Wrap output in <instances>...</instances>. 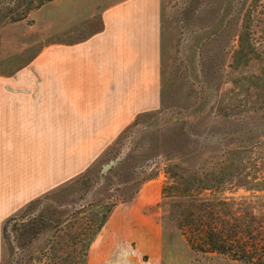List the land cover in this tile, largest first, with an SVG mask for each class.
Masks as SVG:
<instances>
[{"label":"trees","instance_id":"obj_1","mask_svg":"<svg viewBox=\"0 0 264 264\" xmlns=\"http://www.w3.org/2000/svg\"><path fill=\"white\" fill-rule=\"evenodd\" d=\"M50 1L0 0V23L23 20L21 7L29 12L35 2L40 6ZM233 2L224 0L214 21L198 26L194 53L200 56L204 45L218 40L222 41L223 55L226 34L239 13ZM254 54L250 28L242 27L234 51L235 65L246 64ZM197 62L192 104L180 105L162 84L159 109L139 114L105 151L113 159L121 154V159L106 174H101V169L95 172V163L75 179L29 203L20 214L4 222L3 243H14L22 250L41 235L52 233L57 248L48 243L52 252L43 255L48 261L39 260L38 264H86L90 247L113 209L131 202L162 166L166 181L161 197L169 199L167 215L184 232L193 251L222 255L239 264H264V196L249 202L213 194L240 188L264 190V181L250 183L248 174L244 175L245 166L237 162L239 144L249 133L236 132L237 107L233 105L227 109L230 112L218 109L221 119L214 126L207 125L216 110L217 90L204 63ZM229 92L236 95L234 90ZM158 156L151 170L142 168ZM224 156L226 160L217 162ZM71 246L64 258L62 253ZM23 263L21 259L13 264Z\"/></svg>","mask_w":264,"mask_h":264},{"label":"rangeland","instance_id":"obj_2","mask_svg":"<svg viewBox=\"0 0 264 264\" xmlns=\"http://www.w3.org/2000/svg\"><path fill=\"white\" fill-rule=\"evenodd\" d=\"M116 1L118 0H53L40 6L35 2L29 12L24 11L25 6L21 7L19 13L24 14L23 20L0 23V86L18 83V71L44 46L81 40L99 31L101 10ZM223 1L160 0L162 84L171 93V98L179 101L180 105H190L196 98V61L204 63L206 73L213 81L210 83L217 90L216 110L210 114L207 125L214 126L221 119L218 109H222L221 113H226L230 112L227 109L232 105L237 107L234 110L238 123L236 132L241 135L249 133L239 144L241 153L237 162L245 166L244 175L248 174L250 183L255 184L264 181V0H234L232 6L239 13L226 34L225 52L222 55V41L216 40L204 45L200 52L202 56H199L198 52L193 51L198 42L195 36L198 26L210 25L216 19ZM232 6L229 5L228 8ZM245 26L250 28L255 54L246 64L235 65L233 57L238 47V33ZM230 90H234L236 95L232 96ZM220 121L221 125L225 124ZM83 142L87 141L66 140V183L85 172L93 163H96V172L114 160L112 156L105 155V150L93 157H81L83 164H87L89 160L90 163L85 169H76L79 157L76 153L77 146H85ZM17 151L14 150V154H18ZM224 160L225 156L217 162ZM154 174L156 177L142 185L131 204H119L113 209L90 247V258L88 255L86 264H91V261L94 262L101 256L99 251L106 252V257L101 258L98 264H239L222 255L197 253L189 247L184 232L167 215L169 199L161 197V188L166 181L162 166ZM56 189L58 187L50 192ZM213 194L217 197L255 202L264 196V190L255 192L240 188ZM23 209L14 215L20 214ZM52 236V233L43 234L22 250L17 249L14 243H3L0 264H13L21 259L23 264L48 261L43 256H50L52 252L48 243H53L56 248L58 245L55 244L57 239ZM153 236L158 237L159 243L156 256H151L139 245L143 241L147 248ZM71 248L72 246L62 253L64 258ZM29 259H32L31 262Z\"/></svg>","mask_w":264,"mask_h":264},{"label":"crops","instance_id":"obj_3","mask_svg":"<svg viewBox=\"0 0 264 264\" xmlns=\"http://www.w3.org/2000/svg\"><path fill=\"white\" fill-rule=\"evenodd\" d=\"M161 62L160 0H118L101 10L99 31L44 46L18 83L0 86V252L4 222L66 184L67 139L87 141L75 165L85 169L81 157L103 153L138 114L159 109ZM142 242L158 254V237ZM99 252L91 264L106 257Z\"/></svg>","mask_w":264,"mask_h":264},{"label":"water","instance_id":"obj_4","mask_svg":"<svg viewBox=\"0 0 264 264\" xmlns=\"http://www.w3.org/2000/svg\"><path fill=\"white\" fill-rule=\"evenodd\" d=\"M121 154L118 155L114 160L108 162L101 168V174H106L120 159H121ZM160 156L155 157L151 160H149L144 166H142L143 169L145 170H151L157 163L158 159Z\"/></svg>","mask_w":264,"mask_h":264}]
</instances>
